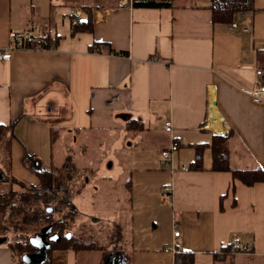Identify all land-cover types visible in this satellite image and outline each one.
Segmentation results:
<instances>
[{
	"label": "crops",
	"instance_id": "1",
	"mask_svg": "<svg viewBox=\"0 0 264 264\" xmlns=\"http://www.w3.org/2000/svg\"><path fill=\"white\" fill-rule=\"evenodd\" d=\"M159 1L0 0V47L11 28L38 25L55 37L52 47L39 38L0 60V182L38 187L34 166L51 170V182L68 190L55 217L75 210L70 233L101 212L105 195L117 227L109 244L56 248L46 264H173L177 251L191 252L193 264H264V181L246 185L230 171L264 163V101L250 97L264 0L235 13L234 29L213 20L212 0ZM88 18L87 29L72 32ZM213 111L222 132L207 126ZM215 137L229 169L211 168ZM111 140L116 172L102 176L95 158ZM172 142L178 149L165 160L160 152ZM41 229L29 233L35 251ZM233 233L250 251H230ZM9 240L0 233V264H27Z\"/></svg>",
	"mask_w": 264,
	"mask_h": 264
},
{
	"label": "trees",
	"instance_id": "2",
	"mask_svg": "<svg viewBox=\"0 0 264 264\" xmlns=\"http://www.w3.org/2000/svg\"><path fill=\"white\" fill-rule=\"evenodd\" d=\"M133 3L141 6H159L164 2L159 0H133ZM240 0H212L210 5L214 21L231 22L233 15L240 11ZM90 18L84 23L75 21L71 24L72 32L78 29H87ZM87 26V27H86ZM44 35V34H43ZM41 36L40 43L47 46V35ZM115 53V52H114ZM257 66L263 70L262 82L264 83V49L257 50ZM54 133H56L54 131ZM221 137H215L212 142L213 162L211 168L229 169L226 164L227 152L225 144L221 141ZM40 184L38 187H26L23 190H16L9 187L6 190H0V233L6 232V222L19 217V214H25V222L31 227L21 229L19 232L14 230L15 234L10 236L9 245L13 251L20 256L26 253L35 251V247L29 241L32 236L30 232L39 231L41 228L47 227L50 229L52 238L45 249L44 263L49 262V255L53 249L67 248L76 246L79 249L88 247L83 239L76 234L69 232V226L72 223L75 210L69 209L61 217H55V212H60L65 200L59 195L60 192L67 194L68 190L62 187L60 182H51L53 175L51 170H45L42 167H35ZM233 178L240 180L246 185L254 182L264 181V163L261 168L253 169H230ZM70 216V219H69ZM6 223V225H5ZM39 232L36 233L38 235ZM173 264H193V254L188 251H177L174 254Z\"/></svg>",
	"mask_w": 264,
	"mask_h": 264
},
{
	"label": "rangeland",
	"instance_id": "3",
	"mask_svg": "<svg viewBox=\"0 0 264 264\" xmlns=\"http://www.w3.org/2000/svg\"><path fill=\"white\" fill-rule=\"evenodd\" d=\"M108 143L109 144H106L105 142L103 144V147L100 150L101 155H97V158H95L96 160H99V158H101V161H102L101 166L99 167L97 173L102 176H106V175L112 176L116 172L115 166L113 167L109 166L110 161L114 159V156L112 154L115 153V150H114L115 141L112 143V140H111V141H108ZM117 153H119V151L116 150V154ZM1 155L2 156H0V166H1V161L4 162L7 158L5 154L1 153ZM55 156L56 157H55L54 164L62 168L61 156H58V155H55ZM75 158L76 157L73 156L72 160H74ZM61 172L62 171H60L59 173ZM75 179H76L75 180L76 182H74L73 180L70 181L74 185L73 186L74 189H72V192L73 190L77 188L78 182L81 183L82 181L77 178ZM7 182H14V181L10 180ZM104 184L109 187L111 182H104ZM12 185L14 189L16 190H23L26 188L25 185H23V183L21 184L17 183V185L15 184H12ZM6 189H8V183L0 182V190H6ZM107 196L105 195L106 202L104 203V201H102L104 206H103V209H100L101 212H99V209H95L96 210L94 211L95 213L92 216H90L89 219L85 220L84 222H81L80 227L77 229L76 233L84 240L83 242L86 244H88L89 242H92L94 246H100V245L103 246L104 244H109L110 242L114 241L115 237L117 236V227L114 224H112L113 219L111 218V205L109 206V203L111 202V200ZM73 200H77V198L74 197ZM95 208H97V206ZM87 210L88 209L86 208L83 209V212L80 213L81 217L84 215L83 213ZM19 215L20 216L17 217L16 219L7 221L6 223L8 225H6L5 223L6 232L11 236V238L15 234H18V233H14V230H17L19 232L21 229H25L26 227H31V226H28L27 224L25 225L23 224L26 218L25 214L21 213ZM78 219H77V222H78ZM88 233H90L91 236H88L87 238Z\"/></svg>",
	"mask_w": 264,
	"mask_h": 264
},
{
	"label": "built area",
	"instance_id": "4",
	"mask_svg": "<svg viewBox=\"0 0 264 264\" xmlns=\"http://www.w3.org/2000/svg\"><path fill=\"white\" fill-rule=\"evenodd\" d=\"M129 4V0H118V7H125ZM239 8L241 16L246 15L248 11H251L252 6V0H240ZM231 29L236 28L237 24L235 22H231L229 24ZM243 31H249V28L245 27L242 29ZM42 31L40 26L34 25L29 29L26 30H18L11 28L8 31V38H9V44L4 47H0V60H7L10 57L11 50L15 49H28V48H34L36 47V42L38 39H41ZM49 47H52L55 42V37L50 36L49 37ZM255 74L258 78L257 80V86L251 90L250 97L254 102L260 103L264 101V83H262V74L263 70L261 68H257L255 70ZM164 130L166 132H170L172 130V125L169 120L164 122ZM178 149V144L176 142H172L170 144L169 148L164 149L160 152L163 159L168 160L172 153L175 152ZM185 170L186 168L183 167ZM163 199L167 200V193L169 191L168 187H163ZM178 231H174L173 235L178 236ZM230 251L232 253L234 252H248L250 251V247L243 245L240 241L239 236L236 233H233L230 239Z\"/></svg>",
	"mask_w": 264,
	"mask_h": 264
},
{
	"label": "water",
	"instance_id": "5",
	"mask_svg": "<svg viewBox=\"0 0 264 264\" xmlns=\"http://www.w3.org/2000/svg\"><path fill=\"white\" fill-rule=\"evenodd\" d=\"M48 233V228H42L41 229V236L38 240H40V244L36 242L37 251L30 253V254H24L21 259L23 262L27 264H38L42 263L45 259V249L48 246V241L45 240V236Z\"/></svg>",
	"mask_w": 264,
	"mask_h": 264
},
{
	"label": "bare ground",
	"instance_id": "6",
	"mask_svg": "<svg viewBox=\"0 0 264 264\" xmlns=\"http://www.w3.org/2000/svg\"><path fill=\"white\" fill-rule=\"evenodd\" d=\"M207 126L212 128L216 132H222L224 130L223 127L221 126V121H220L216 111L212 112Z\"/></svg>",
	"mask_w": 264,
	"mask_h": 264
},
{
	"label": "flooded vegetation",
	"instance_id": "7",
	"mask_svg": "<svg viewBox=\"0 0 264 264\" xmlns=\"http://www.w3.org/2000/svg\"><path fill=\"white\" fill-rule=\"evenodd\" d=\"M45 238H46V241H48V243L50 242V240H51V238H52V234L50 233V230H49V232L46 234V236H45ZM38 244H40V240H37L36 241Z\"/></svg>",
	"mask_w": 264,
	"mask_h": 264
}]
</instances>
